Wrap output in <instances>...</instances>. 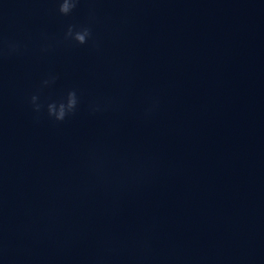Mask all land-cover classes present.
Listing matches in <instances>:
<instances>
[{"label": "water", "instance_id": "1", "mask_svg": "<svg viewBox=\"0 0 264 264\" xmlns=\"http://www.w3.org/2000/svg\"><path fill=\"white\" fill-rule=\"evenodd\" d=\"M0 264H264V0H0Z\"/></svg>", "mask_w": 264, "mask_h": 264}, {"label": "clouds", "instance_id": "2", "mask_svg": "<svg viewBox=\"0 0 264 264\" xmlns=\"http://www.w3.org/2000/svg\"><path fill=\"white\" fill-rule=\"evenodd\" d=\"M81 0H56L57 10L60 16L70 17L74 10L80 5ZM95 20V14L89 13V21L81 24H69L63 32L62 41L75 45H88L90 42H95L92 29V22ZM20 46L16 43L8 45L9 53H16ZM51 48L48 44L42 47L41 51L47 52ZM56 74L49 73L46 78H43L37 90L28 98V105L38 122L41 115L54 124H62L65 121L77 115L82 104V97L78 90L69 88L65 90L57 99L43 98L42 92L44 89L50 88L56 84L58 80ZM100 106L90 104L89 111L91 113L99 112Z\"/></svg>", "mask_w": 264, "mask_h": 264}]
</instances>
